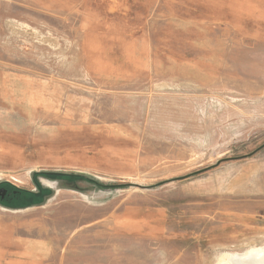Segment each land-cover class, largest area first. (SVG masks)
Listing matches in <instances>:
<instances>
[{
  "label": "rangeland",
  "instance_id": "obj_1",
  "mask_svg": "<svg viewBox=\"0 0 264 264\" xmlns=\"http://www.w3.org/2000/svg\"><path fill=\"white\" fill-rule=\"evenodd\" d=\"M0 187V264L264 250V0H0Z\"/></svg>",
  "mask_w": 264,
  "mask_h": 264
},
{
  "label": "bare ground",
  "instance_id": "obj_2",
  "mask_svg": "<svg viewBox=\"0 0 264 264\" xmlns=\"http://www.w3.org/2000/svg\"><path fill=\"white\" fill-rule=\"evenodd\" d=\"M223 264H264V250H251L242 257L229 258Z\"/></svg>",
  "mask_w": 264,
  "mask_h": 264
},
{
  "label": "trees",
  "instance_id": "obj_3",
  "mask_svg": "<svg viewBox=\"0 0 264 264\" xmlns=\"http://www.w3.org/2000/svg\"><path fill=\"white\" fill-rule=\"evenodd\" d=\"M44 176H46V177H48V178H53V179H59V178H65L66 176H64V175H61V174H55V173H48V174H43ZM69 178L70 179H72V178H77V177H73V176H69ZM30 196L29 198H32L33 196L30 194V193H21V192H18V193H16V194H14V195H12V196H9L8 197V199H15V200H19V196H22V198H25L26 199V196ZM22 200H24V199H22ZM20 201V200H19ZM22 203H23V201H21ZM24 204L25 205H29L30 204V201L28 200V199H26L25 201H24Z\"/></svg>",
  "mask_w": 264,
  "mask_h": 264
},
{
  "label": "water",
  "instance_id": "obj_4",
  "mask_svg": "<svg viewBox=\"0 0 264 264\" xmlns=\"http://www.w3.org/2000/svg\"><path fill=\"white\" fill-rule=\"evenodd\" d=\"M6 193H7L6 190H4V189H0V199H1V200L4 199V197L6 196Z\"/></svg>",
  "mask_w": 264,
  "mask_h": 264
},
{
  "label": "flooded vegetation",
  "instance_id": "obj_5",
  "mask_svg": "<svg viewBox=\"0 0 264 264\" xmlns=\"http://www.w3.org/2000/svg\"><path fill=\"white\" fill-rule=\"evenodd\" d=\"M0 189H2L1 187H0ZM4 190H6V189H4ZM7 191V190H6ZM8 196V191H7V193H6V196L4 197V199H6V197ZM3 199V200H4Z\"/></svg>",
  "mask_w": 264,
  "mask_h": 264
}]
</instances>
